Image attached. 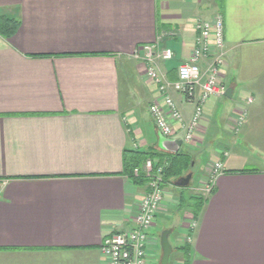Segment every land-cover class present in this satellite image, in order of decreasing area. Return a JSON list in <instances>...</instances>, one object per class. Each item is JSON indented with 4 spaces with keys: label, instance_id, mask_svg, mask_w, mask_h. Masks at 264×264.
<instances>
[{
    "label": "crops",
    "instance_id": "0c3cea01",
    "mask_svg": "<svg viewBox=\"0 0 264 264\" xmlns=\"http://www.w3.org/2000/svg\"><path fill=\"white\" fill-rule=\"evenodd\" d=\"M217 15L223 91L193 140L176 122L162 136L148 107L163 102L134 51L167 32L159 46L173 57L157 68L175 81L196 22ZM1 17L18 27L0 35V264H106L104 237L134 227L145 191L146 178L128 177L129 152L170 168L148 264L160 263L154 231L168 209V264H264V0H0ZM169 93L188 120L192 104Z\"/></svg>",
    "mask_w": 264,
    "mask_h": 264
},
{
    "label": "built area",
    "instance_id": "2783aa9c",
    "mask_svg": "<svg viewBox=\"0 0 264 264\" xmlns=\"http://www.w3.org/2000/svg\"><path fill=\"white\" fill-rule=\"evenodd\" d=\"M195 28L198 35L192 58L177 66L175 81L162 79L157 68L159 61L170 60L173 57L171 49L159 46L167 32L161 31L153 43L139 45L133 54L136 59L146 64L147 76L157 85L158 95L163 102V105L152 103L148 107L157 131L162 136H169L173 133L172 123L176 122L184 130L183 138L187 142L195 138V133L204 118V106L208 99L220 95L223 91L219 77L225 63L222 17L217 15L210 21H197ZM204 61L206 68L202 70L200 62ZM204 75L205 78H202ZM198 88L199 93L196 92ZM170 90L179 93L183 102L192 104L188 120L179 111L169 93ZM166 167V163L158 164L147 158L141 168L133 170L135 176L144 174L145 191L138 203L134 227L104 237L100 251L106 264H148L146 260L150 240L148 231L153 226L156 215L162 210ZM221 172V162H214L208 182L205 184L208 192L212 190L214 178Z\"/></svg>",
    "mask_w": 264,
    "mask_h": 264
},
{
    "label": "trees",
    "instance_id": "16d2710c",
    "mask_svg": "<svg viewBox=\"0 0 264 264\" xmlns=\"http://www.w3.org/2000/svg\"><path fill=\"white\" fill-rule=\"evenodd\" d=\"M18 21L14 18L1 17L0 18V35L8 38L10 37L17 29ZM129 156L125 158V167L127 168L128 177L133 180L135 184L142 181L145 177L143 173H140L138 176L133 174L135 168H139L143 161L149 157H153V153L147 152H129ZM143 160V161H142ZM142 161V162H141ZM170 168L165 171L164 180L167 178V172Z\"/></svg>",
    "mask_w": 264,
    "mask_h": 264
},
{
    "label": "rangeland",
    "instance_id": "374dc122",
    "mask_svg": "<svg viewBox=\"0 0 264 264\" xmlns=\"http://www.w3.org/2000/svg\"><path fill=\"white\" fill-rule=\"evenodd\" d=\"M200 158H202V159H204L205 158V155H202V157H200ZM207 158V157H206ZM199 177V175L198 174H196V176L194 177V179L196 180L197 178ZM208 179H209V175H208V178H207V182H208ZM207 182H205L204 183V185H202V187H201V196L203 195V196H207L208 194H209V192L206 190L207 189V187H206V185L205 184H207ZM200 191V190H199ZM165 198V197H164ZM164 198H163V200H164ZM162 208H163V205H162ZM175 212V211H174ZM173 211H172V209H168V211L166 212V213H164V214H162V215H160V216H158L157 217V219H156V229H155V231H154V234L156 235V236H159L160 237V235L165 231V230H167L168 229V227L170 226V225H172V223H174L175 222V215H176V213L175 214H173L174 213ZM158 249H159V247H158ZM151 260H152V262H154L153 264H159V254H157L156 256H155V258H151Z\"/></svg>",
    "mask_w": 264,
    "mask_h": 264
},
{
    "label": "water",
    "instance_id": "95a60500",
    "mask_svg": "<svg viewBox=\"0 0 264 264\" xmlns=\"http://www.w3.org/2000/svg\"><path fill=\"white\" fill-rule=\"evenodd\" d=\"M227 91H225L226 93ZM190 174H188L184 179H179L178 183H184L187 184L189 178H190ZM159 243H160V247L162 250V256L160 259V263L159 264H168L169 262V255L171 253L172 247L168 241V231H164L161 235H160V239H159Z\"/></svg>",
    "mask_w": 264,
    "mask_h": 264
}]
</instances>
